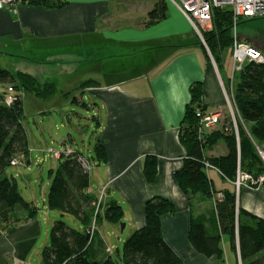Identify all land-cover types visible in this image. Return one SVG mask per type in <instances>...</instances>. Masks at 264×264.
<instances>
[{
	"label": "crops",
	"instance_id": "crops-1",
	"mask_svg": "<svg viewBox=\"0 0 264 264\" xmlns=\"http://www.w3.org/2000/svg\"><path fill=\"white\" fill-rule=\"evenodd\" d=\"M59 1L64 5L53 8L24 1L0 9V61L13 73L29 72L54 82L66 93L78 87L72 80L79 81L82 75L85 82L95 81L79 87L80 99L90 101L82 103L95 113L92 120L107 150V159L96 164L102 184L97 189L90 186L99 195L108 185L102 212L111 201L118 202L124 210L123 233L130 236L146 223L148 199H169L177 210L162 217L163 233L182 264H242L239 248H232L228 235L222 238V259L209 258L193 247L188 238L191 217L212 211L214 197L185 194L175 176L187 157L180 125L192 99L191 86L203 83L206 111L227 112L225 89L232 80L234 91L236 85L231 52L225 51L232 61L231 70L226 67L225 52L221 64L215 61V65L191 23L172 2H168L164 19L147 25L148 12L158 0ZM227 152L226 145L221 154L214 147L209 153ZM147 155L157 157L153 182L144 176ZM208 174L216 190L234 189L216 168H210ZM238 207L264 218V187H244ZM37 218L11 228L2 237L5 250L39 232L42 224ZM104 220L97 231L113 256L114 246L108 242L112 232L103 229ZM111 224L119 234L120 224ZM0 247L2 250L3 245Z\"/></svg>",
	"mask_w": 264,
	"mask_h": 264
},
{
	"label": "trees",
	"instance_id": "trees-1",
	"mask_svg": "<svg viewBox=\"0 0 264 264\" xmlns=\"http://www.w3.org/2000/svg\"><path fill=\"white\" fill-rule=\"evenodd\" d=\"M27 1L53 8L64 5V1L59 0ZM167 10L168 2L158 0L148 12L146 24L164 19ZM212 25V29L203 34L210 53L221 64L224 51L230 50L233 43L232 11L215 8ZM234 79L235 100L241 122L245 125L241 126L239 138L232 128L225 130V123H219L214 129L206 130L204 127V134L200 133L202 126L197 109L207 112L202 101L203 83L198 81L191 86L192 99L186 106L180 129V140L187 149V157L175 175L185 194L201 193L211 197L218 192L209 177L210 168H216L224 179L232 183L240 168L251 179L250 182L264 172L256 148V145L264 147V64L247 62L241 71L234 74ZM9 83L16 91L23 88L35 98L42 99L55 96L59 90L54 82L42 81L29 72L19 70L15 74L0 67V85ZM93 84L95 81H87L83 86ZM7 90L0 92V231L3 232L34 218L39 212L37 205L25 200L16 178L8 173L11 160L18 155L29 154L30 148L22 122V95L17 94L16 99L8 104L4 101ZM228 119L231 120L226 116L223 121ZM221 140L227 145L228 152L211 155L209 152ZM81 155L75 151L66 155L51 181L48 195L51 209H56L62 216L71 214L77 217L81 226L74 227L65 220H56L51 227L50 242L43 247V264H182L180 256L166 241L162 227V217L175 214L176 206L171 200L158 196L147 200L146 223L125 239L121 258L116 260L108 253L106 242L97 228L103 219L121 226L124 210L113 200L102 212L105 195L102 200L101 191L96 195L90 190V173L86 171ZM86 158L95 164L107 159L102 139L98 138L92 155ZM143 171L147 181L153 182L158 172L157 157L147 155ZM238 199L234 185L233 190H223L222 198L214 200L212 211L192 215L189 241L199 253L222 259V238L228 235L232 248H239L242 264H264V218L238 207ZM2 255L0 247V264H4ZM7 264L10 263L7 261Z\"/></svg>",
	"mask_w": 264,
	"mask_h": 264
},
{
	"label": "rangeland",
	"instance_id": "rangeland-1",
	"mask_svg": "<svg viewBox=\"0 0 264 264\" xmlns=\"http://www.w3.org/2000/svg\"><path fill=\"white\" fill-rule=\"evenodd\" d=\"M24 1L26 2L27 0H23L22 2ZM237 32L244 38L252 41L257 40V43L261 45L256 46L264 52V17L254 19L242 18L237 25ZM230 50L229 52H231ZM211 55L215 60L214 54L211 53ZM224 58L227 61V69L231 70L232 61L228 52H225ZM0 67L4 69L7 68L6 64L1 63V61ZM235 73H232L233 77ZM81 78L82 79L79 81L72 80L73 82H77L76 85L78 87L76 89L71 88L67 93L66 91L58 90V93L49 99L48 97L47 99L35 98L33 94L25 92L23 88L17 91L15 90V96L21 94L23 98L24 118L22 122L27 131L30 152H28L29 154H22L13 158L14 160H12L14 162L11 160L12 166L8 168V173L16 178L21 194L25 200L39 207L37 219L40 224H42V228L32 236H26V238L16 242L13 248L8 246L9 248L7 250H5L4 240L2 239L3 236H6L7 232L0 231V244L3 245L1 252L3 254L2 259L4 264H7V261L10 264H43V247L50 242L51 227L54 222L62 219L74 227L81 226L77 217L71 214L62 216L59 211L51 209L48 206L51 181L61 162L65 161L66 155H68V153H74L75 151L83 154L81 155L82 157L85 156V158H89L98 140L99 130L95 127L94 121L92 120L95 113L82 103L84 100L86 102L90 101L85 97L82 100L80 99L81 88L79 86L87 80L85 75H82ZM226 81H228V79ZM226 81L225 84L227 85L228 82ZM10 85L12 84L0 85V92L10 88ZM6 93L4 101L8 103L10 90H7ZM15 96H11L13 100H11L10 103L15 100ZM226 106L228 110L229 107L228 105ZM197 117L200 119L198 115ZM223 120L224 119H222L221 124H226L225 130H228L229 127V129L231 130L232 128L235 133L236 130H238V135L241 131V126H245L244 123L241 122L240 115H238L237 122L233 119H228L225 122ZM239 122H241V124ZM248 128L249 125H247V129ZM68 147L69 149L71 147L70 152L67 151ZM214 148L216 153L221 154L225 152L226 144L221 140L217 147ZM56 153L60 155H58L59 158L56 157ZM86 162L90 165V170L86 171L90 173L91 187L97 189L98 186L102 184L103 179V177L100 176V166L96 164L93 165V162L90 163L88 159ZM216 180L218 184H220V178L216 176ZM262 186L264 187V184ZM106 187L107 185H104L100 189L102 200L104 196L102 192ZM218 193H222V191L214 192L212 197ZM104 223L103 226H105L103 229L105 230L107 227L108 231L112 232V237H110L108 242L114 246L112 250L114 253L113 257L119 260L122 255L123 243L128 237V232L125 231L122 234H118L117 231H114V226L108 220H104ZM122 223H125L124 219ZM5 243L7 242L5 241Z\"/></svg>",
	"mask_w": 264,
	"mask_h": 264
},
{
	"label": "built area",
	"instance_id": "built-area-1",
	"mask_svg": "<svg viewBox=\"0 0 264 264\" xmlns=\"http://www.w3.org/2000/svg\"><path fill=\"white\" fill-rule=\"evenodd\" d=\"M23 0H0V9L6 7L7 5H11L16 2H22ZM167 2H172L176 5L183 15L188 19L191 23L193 29L196 34L206 46L211 59L214 64L215 60L212 57L210 50L207 47V43L204 40L203 33L204 31H208L212 29V20L215 8H229L233 13L234 19V35H233V43L231 47V55L233 58V72L241 71L244 65L247 62H257L264 64V52L259 49L255 44L251 43L247 39L240 38L237 32V25L242 18L246 19H254L258 17H264V0H165ZM223 86L224 83L221 82ZM233 80L232 83L225 89L227 103H228V111H214V112H203L200 109H197V115L200 117V133L203 135L205 130L214 129L219 123H221L222 119H225L226 116L230 117V119L237 122V118L239 115V111L237 108V103L235 100V91L233 89ZM10 90V96L8 104H11L12 97L15 96V89L13 87L8 88ZM16 99V96L14 97ZM227 113V114H226ZM238 114V115H237ZM237 137L238 130H236ZM258 154L264 165V147L256 145ZM71 149V147H70ZM68 147L67 151L70 152ZM70 154V153H68ZM56 157L59 158V154L56 153ZM59 155V156H58ZM14 160V159H13ZM12 160V161H13ZM87 158L81 157V161L86 170H90L89 163L86 162ZM14 162V161H13ZM90 162V161H89ZM15 164V163H13ZM250 178L244 172L239 169L237 173V177L233 182L235 185L236 194L239 197L240 192L243 187H252L258 188L264 184V172L257 177V179L252 180L250 182ZM107 187L103 190L102 194L105 195V191ZM104 197V196H103ZM216 198L221 199L222 193H218L214 196V200Z\"/></svg>",
	"mask_w": 264,
	"mask_h": 264
},
{
	"label": "water",
	"instance_id": "water-1",
	"mask_svg": "<svg viewBox=\"0 0 264 264\" xmlns=\"http://www.w3.org/2000/svg\"><path fill=\"white\" fill-rule=\"evenodd\" d=\"M125 223H121V229H120V233H123L124 229H125Z\"/></svg>",
	"mask_w": 264,
	"mask_h": 264
}]
</instances>
